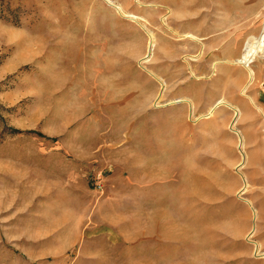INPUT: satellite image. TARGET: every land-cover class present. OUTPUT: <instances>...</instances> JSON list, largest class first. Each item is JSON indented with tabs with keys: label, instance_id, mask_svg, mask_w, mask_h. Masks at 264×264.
Listing matches in <instances>:
<instances>
[{
	"label": "rangeland",
	"instance_id": "1",
	"mask_svg": "<svg viewBox=\"0 0 264 264\" xmlns=\"http://www.w3.org/2000/svg\"><path fill=\"white\" fill-rule=\"evenodd\" d=\"M110 2L0 0V264H264V0Z\"/></svg>",
	"mask_w": 264,
	"mask_h": 264
},
{
	"label": "crops",
	"instance_id": "2",
	"mask_svg": "<svg viewBox=\"0 0 264 264\" xmlns=\"http://www.w3.org/2000/svg\"><path fill=\"white\" fill-rule=\"evenodd\" d=\"M264 36L260 40H255L259 43H263ZM264 83V80H263ZM251 104L256 117L252 121L241 120V127L251 129V133H248L246 137H243L244 148H247L249 155V166L252 167L253 175L260 177L264 180V84L254 91L252 94ZM243 117L246 114V110H250L251 106L248 104L243 105ZM240 123V121H239ZM251 135V136H250ZM263 182V181H262ZM260 203V202H259ZM253 202L255 208H261V203ZM259 216L261 212L259 210Z\"/></svg>",
	"mask_w": 264,
	"mask_h": 264
},
{
	"label": "bare ground",
	"instance_id": "3",
	"mask_svg": "<svg viewBox=\"0 0 264 264\" xmlns=\"http://www.w3.org/2000/svg\"><path fill=\"white\" fill-rule=\"evenodd\" d=\"M107 2L110 3L111 6H113V4H111L110 0H106ZM117 9H119L117 7ZM151 36V35H150ZM183 36L184 39H190V40H194L195 39V36H193L192 34H187V35H181V37ZM151 39L153 41V37L151 36ZM255 51V54H258L260 53L262 50H264V44L263 45H257L255 46V48L253 49ZM236 65H241V66H244L245 67V64L243 62H237V63H234ZM246 69L248 70V77H249V81L252 82V80L254 79V72L249 68L247 67L246 65ZM184 101V100H183ZM252 102V101H251ZM170 105V104H169ZM221 106H228V104H226L225 102L223 101H220L218 104H217V107H221ZM231 108V107H230ZM234 110L235 111V115H236V120L235 122L237 121L238 117H239V114L240 112L234 108H231V110ZM237 134V133H236ZM241 148H243V142L241 143ZM264 256V255H263Z\"/></svg>",
	"mask_w": 264,
	"mask_h": 264
},
{
	"label": "built area",
	"instance_id": "4",
	"mask_svg": "<svg viewBox=\"0 0 264 264\" xmlns=\"http://www.w3.org/2000/svg\"><path fill=\"white\" fill-rule=\"evenodd\" d=\"M98 189H99V190L102 189V185H101V184L98 185Z\"/></svg>",
	"mask_w": 264,
	"mask_h": 264
}]
</instances>
